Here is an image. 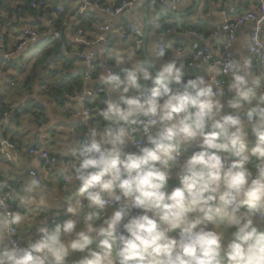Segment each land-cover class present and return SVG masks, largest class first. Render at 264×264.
Masks as SVG:
<instances>
[{
    "label": "clouds",
    "instance_id": "obj_1",
    "mask_svg": "<svg viewBox=\"0 0 264 264\" xmlns=\"http://www.w3.org/2000/svg\"><path fill=\"white\" fill-rule=\"evenodd\" d=\"M0 264H264V0H0Z\"/></svg>",
    "mask_w": 264,
    "mask_h": 264
}]
</instances>
